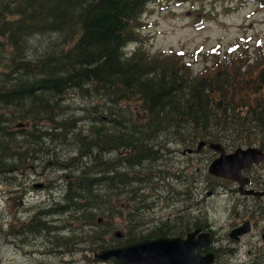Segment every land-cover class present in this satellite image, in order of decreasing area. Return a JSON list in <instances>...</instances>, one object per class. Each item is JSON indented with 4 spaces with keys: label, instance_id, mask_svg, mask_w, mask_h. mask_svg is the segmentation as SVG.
Wrapping results in <instances>:
<instances>
[{
    "label": "trees",
    "instance_id": "1",
    "mask_svg": "<svg viewBox=\"0 0 264 264\" xmlns=\"http://www.w3.org/2000/svg\"><path fill=\"white\" fill-rule=\"evenodd\" d=\"M160 1L0 0V171L7 170L5 164L12 166L6 159L11 152L21 155L48 135L57 140L42 152H52L54 164L48 169L66 171L62 176L67 203L51 207L71 212L70 224L63 220L47 233L50 251L79 250L83 244L98 249L102 235L115 228L116 223L103 222L120 208L106 205L93 187L106 184L103 175L115 162L104 156L110 148L115 153L119 143L135 147L137 154L154 150L142 142L150 135L155 140L182 139L184 146L211 139L230 150L262 140L259 145L264 148V68L248 62L246 40L222 55L220 45L212 49L214 64L199 72L186 62L183 50L151 52L145 46L149 36L141 31L146 26L141 19L149 4ZM250 1L264 6V0L240 3ZM133 43L138 47L126 56L124 47ZM71 93H80L82 104L73 103ZM75 111L82 115L79 120L85 129L70 114ZM66 145L77 151L59 152ZM40 153L26 158L37 163ZM88 154L89 164L82 163ZM109 173V189H117L114 177L121 172L115 175L109 169ZM180 174L178 168L164 179ZM98 213L101 229L95 225L85 231L88 219ZM2 214L6 218L7 209ZM32 217L26 224L15 221L10 227L2 220V243L8 245L9 234L47 228ZM137 234L129 233L128 240ZM256 253L251 264H260L263 251Z\"/></svg>",
    "mask_w": 264,
    "mask_h": 264
},
{
    "label": "rangeland",
    "instance_id": "2",
    "mask_svg": "<svg viewBox=\"0 0 264 264\" xmlns=\"http://www.w3.org/2000/svg\"><path fill=\"white\" fill-rule=\"evenodd\" d=\"M144 16V20L147 23L152 21L149 26H146L142 30L144 34L150 36L146 40L145 46L150 49L151 52H155L159 49H183L191 54L188 56V59L193 61L194 69L197 71L201 69L204 64L210 63L215 58V55L211 51L218 44H220L221 53H225L231 44L240 42L239 37L252 35L254 39L250 42L248 49L253 53V62L262 67L263 62L258 60L255 56V52L258 50V47L255 45V40L258 37L264 39V9H260L257 4L252 1L241 4L240 0H163L161 3L151 4ZM94 31L97 32L98 30L94 29ZM241 43L243 44L244 42L242 41ZM262 49L264 50V46ZM192 52L196 53L197 56L193 57ZM70 100L75 104H82L84 99L80 93H71ZM132 108L136 109V106H132ZM61 113L63 116H66L63 111ZM72 113L75 118H78L76 122L77 126H81L85 129L83 120H79L82 115L77 111L70 112V114ZM38 136L40 135L37 134L36 138ZM17 138L18 137L14 136V139ZM50 139L52 140V144ZM159 141L166 146L169 145L162 139ZM55 143L58 142L55 140L54 136L48 135V137H44V140H42V138L37 140V143L31 145L30 149L26 150L23 154L19 155L11 152V155L7 156L6 159L8 162L12 163V166L5 164L3 167L7 170L0 171V177H2L0 180V231L4 230L2 220H6L9 223L15 212L14 209L18 205H22L18 212V216L22 217V219L28 220L32 215H34L38 221L44 219L42 222L46 223L47 228L40 231L42 236L46 235L50 230H53L63 220H66L67 223L70 224V221L67 219V214L71 211H63L62 209L58 210L59 208L56 209L51 207L55 203H62L66 199L67 193L61 196L62 193L60 189L54 194L55 196H52L48 192V189H40L42 184L39 182L48 183V178L54 177L56 173L55 170L50 169L48 175L43 174L49 165L54 164L52 152L47 154L46 151H44V154L39 157L40 161L37 163L36 161L30 163L29 159L26 158L42 152L43 148L46 150ZM170 147L172 148L174 146ZM62 149L69 154L72 151H77L76 148L67 145L63 146L59 152H61ZM36 150L38 152H34ZM114 155L115 153L105 154L104 158L109 159ZM58 157L61 156L59 155ZM184 157L189 159L190 155L182 157L175 152H171L164 157L156 155V158H153L151 156L142 161L145 165H133L131 169L132 176L139 172L146 175L153 172L155 178L151 181L152 184L149 185L147 178L137 183L140 187L145 189L139 193H132V195L133 197L138 195L140 198H136L135 200H128L125 196L121 198L125 201V203L120 202V205L124 207L125 213H127L130 208L135 209L139 206H145L144 203H151L152 207L144 211L142 210L141 216L143 220L151 222L150 227H152L157 225L155 219L159 217V215H164L168 220L174 219L179 213L182 200H185V206L189 211L196 212L199 208H202L212 220H220V222H222L220 226L228 224L225 223L227 217L219 214L216 208V205L221 202H211L212 196L208 197L207 200H204L203 196H197L195 187L192 186L194 182L193 174H182L176 179L173 178V180L169 178L164 179L167 172L181 168V161ZM90 158L89 156L88 160H90ZM162 162L166 163L167 166L161 165ZM36 164L38 165L37 168L34 167ZM42 164L44 167H42ZM208 166L206 162H201L198 164L197 168L205 170ZM71 169V167L68 168V170ZM195 170L196 169H193L194 172ZM42 174L43 177H40ZM246 174L253 178L260 177L264 175V166H257L249 169L246 171ZM183 181L187 182L188 187L185 189V192L180 193L181 189L179 186ZM50 182H58V179L53 178ZM197 183L201 186L203 192H206L204 183ZM93 188H96V191H105L103 185H98ZM168 189H170V191ZM208 190H212V188ZM147 194L151 195V197H148ZM209 204H212V206L215 205V207H211ZM29 206H32L31 210L28 209ZM232 206H236V203H233ZM5 209H7L8 215L6 218H2L4 217L2 210ZM246 214L257 223V229L263 227L264 200L259 199L254 201L250 209H247ZM51 216L57 217L59 222L57 221V223L54 224L47 223V219H51ZM95 219L96 216L90 219V221H94ZM122 220L123 218H113L109 222H120L125 224ZM170 224L173 226L176 225L174 221H171ZM10 226L11 224L9 223V227ZM139 228L137 229L138 231L144 229L143 233H147L153 227L147 228V226H141ZM11 229H16V226H12ZM122 229L127 231L126 227ZM67 233L70 234V231L68 230ZM26 236V231H20L15 235V238ZM108 237H110V235ZM2 239L3 236L0 235V264H38L40 262H51L48 257L38 253L30 255L24 254L25 250H30L29 247L20 252L15 251L14 247L10 244H3ZM119 244L121 243L116 242L114 245ZM227 246L233 250V248H231V242H227ZM82 247H84L83 252L72 254V256L69 257L57 256L54 262L56 264H92L89 261V255L92 249L85 244H83ZM256 248H239L234 253H230V257L233 260L232 264H237L239 261L240 263L238 264H251L255 260L256 252L262 250V248L259 250ZM34 249H39V247L35 245ZM244 259H246V262H244Z\"/></svg>",
    "mask_w": 264,
    "mask_h": 264
},
{
    "label": "flooded vegetation",
    "instance_id": "3",
    "mask_svg": "<svg viewBox=\"0 0 264 264\" xmlns=\"http://www.w3.org/2000/svg\"><path fill=\"white\" fill-rule=\"evenodd\" d=\"M181 133H188L187 131H182ZM162 139L167 142L169 145H163L159 140ZM182 139H163L159 138L155 140L152 135L148 136L147 146H150L152 149H149V152L158 155L159 157H164L168 153L175 152L178 155L187 156L190 155L189 159L184 157L181 161V170L183 175L193 174L194 182L192 184L195 187V191L197 196H203L204 200H207L208 197L212 196L211 202H221L216 205L217 211L219 214L226 216L225 223L221 225L222 222L220 220H212L209 218L206 211L199 208L198 211L192 212L189 211L185 206V200H182V204L180 205L179 213L176 215L174 219L168 220L164 215H159L155 220L158 224V229L164 235L169 236H184L187 237L188 234L192 231H195L198 228H202L204 231H208L213 234V239L215 238V243L210 249L208 248H198L202 253H206L209 250H215V264H232L233 260L230 257V253H234L239 248H254L260 247L264 250V226L261 228H256L257 223L250 218L246 212L247 209H250L251 205L254 201L259 199L264 200V195H255L248 194L244 192L245 190H254L264 191V175L260 177H249L250 181L245 186L244 191L240 188L239 183L226 179L223 177H218L209 174L208 168L205 170H200L197 168L198 164L201 162H206L208 165L215 160L220 154L216 152L211 146V139H207L204 141V144H201L203 140H200V144L188 147H182L179 143ZM144 142V141H143ZM208 142V143H207ZM162 144V145H161ZM200 145V146H199ZM174 146V147H170ZM211 146V147H210ZM223 147V146H222ZM135 147H126L121 148L119 150V155L122 156L124 160L132 159L133 149ZM144 148H142L143 150ZM226 152H231L230 149L223 147ZM264 150V149H263ZM150 154L148 158L151 156L156 158V155ZM146 154H143L145 156ZM193 155V156H192ZM161 165L167 166L166 163L162 162ZM264 166V162H262L258 167ZM257 166H254L255 168ZM108 169H114L115 175L120 173V164L118 162L112 163V165ZM107 169V170H108ZM193 169H196L195 172ZM106 170V171H107ZM107 176H111L110 173H106ZM183 181L180 183L179 188L180 193L185 192V189L188 187L187 182ZM204 183L205 191L203 192L201 186L197 183ZM212 190H208L211 189ZM222 188V189H220ZM167 189V188H166ZM170 191V189H168ZM233 203H236V206H232ZM211 207L212 204H209ZM207 215V216H206ZM206 217V218H205ZM201 218V220H200ZM171 221H174L176 226H172L170 224ZM207 221V222H205ZM246 222H249L253 227V231L247 235H244L240 238L239 242L235 243L233 239L230 238V232L237 226H240ZM184 225V226H183ZM181 226V227H180ZM200 226V227H199ZM209 228V229H208ZM256 228V229H255ZM208 229V230H207ZM174 234V235H170ZM227 242H231L232 249L228 248ZM223 244V245H222ZM227 246V247H226ZM226 247V248H225ZM220 249V250H219ZM222 249V250H221ZM222 251L221 255H217L216 252ZM246 262V259H244ZM240 263V261L238 262ZM237 263V264H238Z\"/></svg>",
    "mask_w": 264,
    "mask_h": 264
},
{
    "label": "water",
    "instance_id": "4",
    "mask_svg": "<svg viewBox=\"0 0 264 264\" xmlns=\"http://www.w3.org/2000/svg\"><path fill=\"white\" fill-rule=\"evenodd\" d=\"M212 146L216 151L221 152V156L211 164L210 173L237 181L244 191L249 180L244 176L243 170L251 168L254 164H260L264 160V152L251 146L240 147L233 153L225 154L220 144ZM244 192L264 195L261 191L245 190ZM250 230V224L245 223L235 228L231 232V237L237 240ZM200 231L201 229H198L187 237L164 235L160 231L149 232L142 234L137 241L95 252V259L110 260L114 264H214L213 252L203 254L197 250L198 247L212 243V235L206 232L200 233L197 240H193ZM115 235L120 236L121 233Z\"/></svg>",
    "mask_w": 264,
    "mask_h": 264
},
{
    "label": "bare ground",
    "instance_id": "5",
    "mask_svg": "<svg viewBox=\"0 0 264 264\" xmlns=\"http://www.w3.org/2000/svg\"><path fill=\"white\" fill-rule=\"evenodd\" d=\"M124 48H125V47H124ZM132 118H133V116H132ZM132 118H131V119H132ZM133 119H134V118H133ZM133 122H134V121H133ZM134 123H135V122H134ZM59 126H60V124H59ZM145 131H146V130H145ZM230 133H231V132H230ZM261 139H262V138H261ZM263 139H264V138H263ZM207 143H208V142H207ZM239 146H240V145H239ZM210 147H211V146H210ZM143 164H144V163H143ZM144 165H145V164H144ZM146 166H147V165H146ZM139 167H140V166H139ZM142 167H143V166H142ZM151 168H152V167H151ZM135 169H136V167H135ZM97 170H98V169H97ZM136 170H137V169H136ZM147 170H148V169H147ZM251 171H252V170H251ZM148 172H149V171H148ZM107 173H109V169H108V172H107ZM7 174H8V173H7ZM71 174H72V173H71ZM72 175H73V174H72ZM110 175H112V174L110 173ZM180 175H182V174H180ZM188 175H189V174H188ZM68 183H69V182H68ZM185 183H186V182H185ZM101 186H102V185H101ZM100 190H101V189H100ZM158 190H159V189H158ZM261 196H262V195H261ZM188 198H189V197H188ZM188 198H187V199H188ZM190 198H191V197H190ZM65 200H66V199H65ZM63 202H64V201H63ZM64 203H65V202H64ZM66 203H67V202H66ZM60 210H61V209H60ZM202 210H203V209H202ZM65 211H67V210H65ZM70 211H71V210H70ZM62 212H63V211H62ZM65 213H66V212H65ZM58 214H59V213H58ZM40 215H41V214H40ZM206 216H207V215H206ZM41 218H42V217H41ZM59 218H61V217H59ZM205 218H206V217H205ZM209 218H210V217H209ZM210 219H211V218H210ZM43 220H44V219H43ZM43 220H42V221H43ZM200 220H201V218H200ZM58 222H59V221H58ZM205 222H207V221H205ZM56 223H57V222H56ZM157 225H158V224H157ZM176 225H177V224H176ZM176 225H175V226H176ZM57 226H58V225H57ZM172 226H173V225H172ZM183 226H184V225H183ZM58 227H59V226H58ZM176 227H177V226H176ZM180 227H181V226H180ZM199 227H200V226H199ZM139 229H140V228H139ZM208 229H209V228H208ZM208 229H207V230H208ZM143 230H144V229H143ZM16 231H17V230H16ZM43 232H44V231H43ZM56 232H57V231H56ZM207 232H208V231H207ZM244 235H246V234H243L242 236H244ZM55 236H56V235H55ZM57 236H58V235H57ZM242 236H241V237H242ZM241 237L237 238V240L234 239V238H232V239L234 240L235 243H237V242H239V240H240ZM133 239H134V238H133ZM61 241H62V240H61ZM63 241H64V240H63ZM63 241H62V242H63ZM128 241H129V240H128ZM64 242H65V241H64ZM222 245H223V244H222ZM61 246H62V245H61ZM62 247H63V246H62ZM226 247H227V246H226ZM226 247H225V248H226ZM219 250H220V249H219ZM221 250H222V249H221Z\"/></svg>",
    "mask_w": 264,
    "mask_h": 264
}]
</instances>
